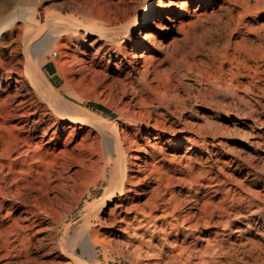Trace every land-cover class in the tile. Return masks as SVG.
Instances as JSON below:
<instances>
[{
    "label": "rangeland",
    "instance_id": "rangeland-1",
    "mask_svg": "<svg viewBox=\"0 0 264 264\" xmlns=\"http://www.w3.org/2000/svg\"><path fill=\"white\" fill-rule=\"evenodd\" d=\"M14 2L11 8L16 19L7 26L11 32L9 46L14 48H18L25 32L38 31V26L34 30L24 21L25 17L41 24L54 18L55 13L58 19L77 18L76 7L80 5H107L124 17L120 23L125 24L139 12L136 0ZM161 2L166 4L167 0ZM199 3L195 0L188 6L190 11L200 12L194 36L186 50L174 55V60L170 58L166 65V73L174 76L166 92L140 109L129 97L127 85L106 81L79 89L83 96L80 105L88 109L96 122L110 123V129L114 126L111 130H118L117 135L128 151L124 170L127 178L123 181L126 185L120 195L115 190L119 170L112 164V169L106 167L104 175L86 189L79 188L83 175L73 174L60 199L63 222L69 224L70 235L88 219L98 233L96 237H100L98 240L115 238L105 250L93 243L91 253L83 254L85 263L182 264L170 263L167 255L174 238L169 233L174 223L178 241L185 238L189 255L184 254V260L189 264H201L207 239L210 250L216 252L215 258L224 264H264V15H247L242 25L234 27L227 16L218 15L217 2ZM259 3L263 5L264 0ZM45 13L52 15L47 17ZM90 18L96 26L106 27L95 16ZM79 32V44L89 40ZM116 40L122 45L128 42L123 35ZM100 43L112 65L121 59L103 38ZM134 50L135 47L130 49V54ZM41 56L42 69L51 83L68 89L57 64L60 50L51 45ZM126 63L124 59L123 69L128 70ZM145 76L144 71L133 75L136 80ZM92 104L102 105L105 110ZM130 135L135 136V142ZM156 135L158 141L153 138ZM107 188L114 190L120 201L115 196L106 206L99 207L97 200ZM152 202L156 204L153 213L159 218L151 223L156 226L153 241L161 244L164 253L160 257L133 249L120 230L124 222L136 224L141 217L139 207L147 209ZM128 206L131 210L126 209ZM61 227L46 230L38 235L40 240L33 239L28 256L21 249L16 254L0 252V264H78L69 256L70 246L60 240ZM76 249L81 253V247Z\"/></svg>",
    "mask_w": 264,
    "mask_h": 264
},
{
    "label": "bare ground",
    "instance_id": "bare-ground-1",
    "mask_svg": "<svg viewBox=\"0 0 264 264\" xmlns=\"http://www.w3.org/2000/svg\"><path fill=\"white\" fill-rule=\"evenodd\" d=\"M194 1L167 0L166 4H162L161 0H136L139 12L132 21L125 24L120 23L124 17L115 14L103 4L101 8L77 6V18L62 16L58 19L55 13V19L52 16V19L49 18L41 24L25 17L24 21L34 30L38 26V31L25 32L20 37L18 48L9 46L11 32L7 30V26L16 19L11 8L15 2L4 0L0 4L2 255L12 252L16 254L21 249L28 256L33 239L40 240L38 235L42 236L43 232L54 230L58 225L62 226L61 242L70 246L69 256L78 264H89L83 262L82 257L85 253H91L93 243H99L105 250L110 241L115 240L114 237L108 239L109 241L98 240L100 237H96L98 233L88 224V219L81 229L70 235V226L68 223L64 224L62 218L59 203L73 174L83 175L79 188L86 189L104 175L106 167L111 166L112 169L113 164L119 170L117 189L114 186L119 195L126 185L123 181L127 178L124 170H127L125 161L128 151L122 145L123 139L118 137V130H111L114 126L110 129V123L96 122L88 109L80 105L83 96L79 89L86 84L97 86L106 81L109 84L116 82L127 85L129 97L140 109L159 94L166 92L174 77L166 73V65L170 58L173 59L174 55L186 50L194 36V29L200 22V12L197 13V9L190 11L188 8ZM199 2L205 5V0ZM215 2L219 4L218 15L227 16L234 27L242 25L247 15H264V4L261 5L259 0H209L211 4ZM92 15L106 27L96 26V22L90 18ZM80 30L89 39L81 44L78 43ZM120 35L125 37L127 44L122 45L116 40ZM101 38L108 42L114 55L121 56L117 63L112 65L109 56L102 51ZM51 45L60 50L61 56L57 64L61 79L68 85V89L53 85L42 69L41 53ZM133 47L135 50L130 54ZM124 59L130 66L128 70L123 69ZM140 71H144L146 76L136 80L133 75ZM130 136L128 138L132 137ZM158 137L153 136L157 141ZM132 139L136 141L135 136ZM133 157L138 158L136 154ZM105 190L107 191H104V196L96 199L97 204L93 201L99 207H104L108 201L115 199L114 190ZM155 207L154 202L147 209L139 207L141 217L137 223L124 222L125 226L120 230L127 236L133 249L146 256L157 254L160 257L164 253L161 244L157 240L153 241L156 226L154 222L151 223L152 220L159 219L153 213ZM130 208L132 207H126L127 210ZM169 233L174 235L167 250L170 263L174 261L189 264L184 260V254L186 257L189 255L186 252L185 238L178 241V231L174 223H171ZM78 246L81 247V253L77 252ZM204 246L202 253L205 257H201V264H224L221 259L215 258L216 252L210 250L212 248H209L208 239Z\"/></svg>",
    "mask_w": 264,
    "mask_h": 264
},
{
    "label": "trees",
    "instance_id": "trees-1",
    "mask_svg": "<svg viewBox=\"0 0 264 264\" xmlns=\"http://www.w3.org/2000/svg\"><path fill=\"white\" fill-rule=\"evenodd\" d=\"M92 105H94V104H92ZM94 106L100 110H105V108L102 105H94Z\"/></svg>",
    "mask_w": 264,
    "mask_h": 264
}]
</instances>
